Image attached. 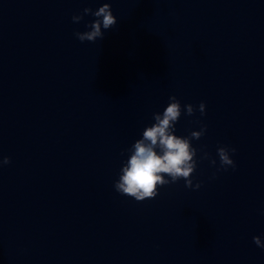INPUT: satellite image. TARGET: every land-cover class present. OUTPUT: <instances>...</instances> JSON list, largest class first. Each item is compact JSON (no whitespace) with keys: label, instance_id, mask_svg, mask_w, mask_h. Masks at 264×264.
I'll use <instances>...</instances> for the list:
<instances>
[{"label":"water","instance_id":"1","mask_svg":"<svg viewBox=\"0 0 264 264\" xmlns=\"http://www.w3.org/2000/svg\"><path fill=\"white\" fill-rule=\"evenodd\" d=\"M106 2L117 25L80 42ZM170 96L206 105L175 126H207L201 187L137 202L114 183ZM5 156L0 264H264V0H0Z\"/></svg>","mask_w":264,"mask_h":264},{"label":"clouds","instance_id":"2","mask_svg":"<svg viewBox=\"0 0 264 264\" xmlns=\"http://www.w3.org/2000/svg\"><path fill=\"white\" fill-rule=\"evenodd\" d=\"M91 15L94 20L85 24L87 31H77L75 37L80 42H96L104 39L105 31L117 25V17L113 15L111 4L103 3L98 9L84 8L82 13L72 16L73 23H79L84 16ZM206 105L202 101L198 106L186 104L183 106L175 97H169V103L162 113H153L154 123L144 128L142 136L128 149L130 153L126 163L121 168L119 179L114 183V189L121 195L134 198L137 202L154 199L159 193L158 189L168 184L176 183L183 179L185 187L199 189V182L193 184L192 175L197 168V149L191 144L193 139L199 140L207 131V126H201L199 131H192L189 136H177L176 124L182 111L188 116L199 111L204 116ZM236 148L221 146L217 148L220 168L227 171L229 167L235 169L236 164L232 159ZM201 159H209V154L204 153ZM11 163L10 157L0 159V167ZM210 163L215 166L216 160ZM215 176V174H214ZM167 177V178H166ZM214 178V177H213ZM253 243L264 249V241L259 236H254Z\"/></svg>","mask_w":264,"mask_h":264}]
</instances>
